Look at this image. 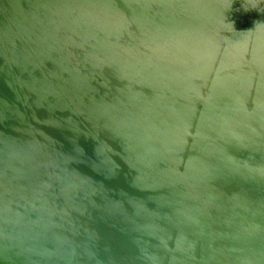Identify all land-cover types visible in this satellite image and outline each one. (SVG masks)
I'll list each match as a JSON object with an SVG mask.
<instances>
[{
	"label": "water",
	"instance_id": "obj_1",
	"mask_svg": "<svg viewBox=\"0 0 264 264\" xmlns=\"http://www.w3.org/2000/svg\"><path fill=\"white\" fill-rule=\"evenodd\" d=\"M0 264H264V0H0Z\"/></svg>",
	"mask_w": 264,
	"mask_h": 264
},
{
	"label": "clouds",
	"instance_id": "obj_2",
	"mask_svg": "<svg viewBox=\"0 0 264 264\" xmlns=\"http://www.w3.org/2000/svg\"><path fill=\"white\" fill-rule=\"evenodd\" d=\"M231 27H233L234 28V25L231 23Z\"/></svg>",
	"mask_w": 264,
	"mask_h": 264
}]
</instances>
